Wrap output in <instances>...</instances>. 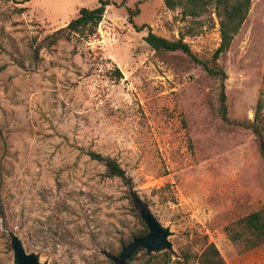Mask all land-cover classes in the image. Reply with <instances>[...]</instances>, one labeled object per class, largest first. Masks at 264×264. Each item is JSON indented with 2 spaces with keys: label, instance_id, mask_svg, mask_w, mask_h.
Returning <instances> with one entry per match:
<instances>
[{
  "label": "rangeland",
  "instance_id": "374dc122",
  "mask_svg": "<svg viewBox=\"0 0 264 264\" xmlns=\"http://www.w3.org/2000/svg\"><path fill=\"white\" fill-rule=\"evenodd\" d=\"M111 1L94 36L47 47L97 0H0V264H14L10 232L41 263L108 264L101 251L116 253L142 228L130 187L169 228V264H199L205 240L228 264H264V244L241 223L264 210V0H253L218 61L230 120L253 122L259 111V132L217 114L220 80L144 40L150 30L184 36L211 61L215 14L184 19L165 0ZM127 8L139 9L142 32ZM88 152L116 159L132 186ZM161 254L143 250L131 264H158L148 258Z\"/></svg>",
  "mask_w": 264,
  "mask_h": 264
},
{
  "label": "trees",
  "instance_id": "16d2710c",
  "mask_svg": "<svg viewBox=\"0 0 264 264\" xmlns=\"http://www.w3.org/2000/svg\"><path fill=\"white\" fill-rule=\"evenodd\" d=\"M252 3L253 0H165V5L168 8L172 10L181 9L184 19H197L207 14H215L219 20L220 45L213 54L211 61H205L198 58L193 53L190 45L185 42L184 36L178 40H169L158 36L150 30L144 40L152 48V50L157 53L180 51L187 54L195 64L200 65L205 69L209 77L220 80L221 84L217 114L226 123L235 124L247 129H253L255 132H259V111L256 112L253 122L243 123L233 122L230 120L226 93V80L228 79V76L225 70L218 64L221 56L230 50L235 37L240 33L243 25L247 21L252 8ZM113 4L115 3L111 0H97V6L95 8H80L75 17L71 19L65 27L57 30L55 33L46 38L48 42L47 47L56 45L62 39H71L75 36L87 38L94 36L98 32V28L103 21L107 7ZM21 10L23 11L25 9ZM127 10L129 14V22L133 25L137 32H142L147 25L138 26L134 22V17L139 14V9L132 10L131 8H127ZM42 48L43 45L35 47L33 55L34 59H38ZM115 72L119 77L122 76L119 69H116ZM87 155L93 160L102 163L105 166L106 172L110 178L120 179L128 188L129 186H132L133 179L127 174L126 170L116 159L106 157L95 152H88ZM130 195H128V199L131 204H134V199ZM137 197L140 199L138 195ZM136 217L140 220L142 228L139 231L132 233L127 239H123L119 249L113 254L114 256H119L123 247L128 246L133 239L147 235L148 228L143 220H141L140 214H136ZM241 223L245 224V227L256 237V247L264 244V210L251 213L244 218ZM204 247L205 248L199 257V264H228L214 243H209L205 240ZM143 250L144 249L137 250L126 264H131L132 261L136 259V256ZM171 258L172 252L166 251L161 255L150 256L148 261H156L158 264H169ZM185 258L188 260L189 256H186ZM107 263L115 264L110 259Z\"/></svg>",
  "mask_w": 264,
  "mask_h": 264
},
{
  "label": "water",
  "instance_id": "95a60500",
  "mask_svg": "<svg viewBox=\"0 0 264 264\" xmlns=\"http://www.w3.org/2000/svg\"><path fill=\"white\" fill-rule=\"evenodd\" d=\"M130 194L134 199L135 208L138 210L141 219L148 228V233L144 237H137L126 247H123L119 256H114L107 250L101 251L106 258L115 264H126L134 253L139 249L147 251L148 255L160 254L166 251L173 252L172 243L169 241L171 232L164 227L157 217L151 212L149 206L137 197L130 187ZM12 249L14 251V264H47L41 263L40 256L35 253H27L23 241L14 232L9 233Z\"/></svg>",
  "mask_w": 264,
  "mask_h": 264
}]
</instances>
